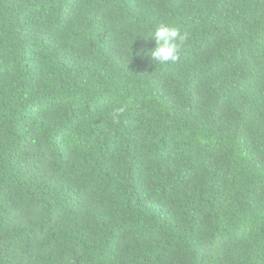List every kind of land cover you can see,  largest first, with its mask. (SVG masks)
<instances>
[{
    "label": "trees",
    "instance_id": "obj_1",
    "mask_svg": "<svg viewBox=\"0 0 264 264\" xmlns=\"http://www.w3.org/2000/svg\"><path fill=\"white\" fill-rule=\"evenodd\" d=\"M0 264H264V0H0Z\"/></svg>",
    "mask_w": 264,
    "mask_h": 264
},
{
    "label": "clouds",
    "instance_id": "obj_2",
    "mask_svg": "<svg viewBox=\"0 0 264 264\" xmlns=\"http://www.w3.org/2000/svg\"><path fill=\"white\" fill-rule=\"evenodd\" d=\"M148 37L155 41L151 56L158 65L179 63L191 40L190 34L174 22L158 23L150 30ZM123 111V108L118 109V112Z\"/></svg>",
    "mask_w": 264,
    "mask_h": 264
}]
</instances>
